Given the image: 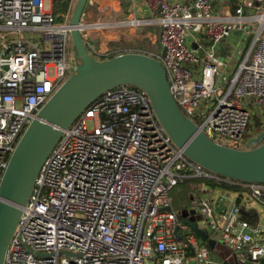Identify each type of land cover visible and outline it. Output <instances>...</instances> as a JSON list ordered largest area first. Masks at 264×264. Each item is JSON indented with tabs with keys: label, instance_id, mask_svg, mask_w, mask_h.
Listing matches in <instances>:
<instances>
[{
	"label": "built area",
	"instance_id": "built-area-1",
	"mask_svg": "<svg viewBox=\"0 0 264 264\" xmlns=\"http://www.w3.org/2000/svg\"><path fill=\"white\" fill-rule=\"evenodd\" d=\"M142 1L158 16L160 50L133 52L161 61L183 114L211 139L244 149L253 113L261 130L252 137L264 129V0H235V9L219 0ZM75 5L70 0L59 21L57 0H0V180L27 127L76 71ZM95 28L81 19L88 51L109 57L94 45ZM237 31V47L223 55V39ZM189 177L238 188L237 201L224 192L209 197L205 184V197L190 206L201 208L208 231L240 262L264 259V225L242 211L254 202L264 208V183L204 168L173 142L145 91L110 89L64 130L43 163L4 264H217L174 208L171 192Z\"/></svg>",
	"mask_w": 264,
	"mask_h": 264
},
{
	"label": "water",
	"instance_id": "water-1",
	"mask_svg": "<svg viewBox=\"0 0 264 264\" xmlns=\"http://www.w3.org/2000/svg\"><path fill=\"white\" fill-rule=\"evenodd\" d=\"M88 0H77L71 30L78 60L76 71L42 106L27 127L0 180V264L21 219L39 171L65 129L106 91L131 85L149 96L157 118L173 142L193 161L224 177L244 182L264 183V129L251 137L247 148L237 149L211 139L201 126L187 118L175 100L165 67L157 58L139 52H126L98 60L88 51L81 36L80 24ZM197 47V43H193ZM195 234L214 248L216 240L189 217H182ZM177 238L178 228L175 230ZM195 250L192 248V253ZM225 264H264L248 259L240 262L234 254Z\"/></svg>",
	"mask_w": 264,
	"mask_h": 264
},
{
	"label": "crops",
	"instance_id": "crops-1",
	"mask_svg": "<svg viewBox=\"0 0 264 264\" xmlns=\"http://www.w3.org/2000/svg\"><path fill=\"white\" fill-rule=\"evenodd\" d=\"M174 2H187L189 0H171ZM218 6L223 8L229 6L231 8H236L235 0H219ZM134 19H143L145 23L140 26H129L122 25L124 22H129ZM82 21L84 24H93L96 28L93 30V35L95 36V41L100 47H104L107 49L111 42H118L122 39L133 41L135 38L141 39L142 37H149L150 40L154 43L151 45L152 51L160 50V43L158 39L159 33V22L158 16L152 12L150 7L146 2L142 0H88L84 14L82 17ZM104 24L103 27L97 28L99 24ZM102 41V42H99ZM158 45L157 48L154 46ZM97 48V47H96ZM222 46V54H228V50ZM138 49H122L117 53H126L133 52ZM144 50V49H141ZM149 51V50H147ZM151 51V52H152ZM101 53H109V56L112 54L111 52H101ZM99 60L108 59L110 57H96ZM219 185V184H218ZM220 186V185H219ZM224 193H226L230 199L237 200L236 198V190L230 189L228 186H220ZM236 191V192H234ZM227 205H230L232 201L227 200ZM260 206V207H259ZM264 210L263 206L260 203H253L252 206L242 207V211L244 216L251 220V222L261 221L262 211ZM247 213V215H246ZM235 254V253H234ZM234 254L232 258L227 260L228 262H232L234 259ZM226 262V261H225ZM225 262L223 264H225ZM191 264H196L191 262Z\"/></svg>",
	"mask_w": 264,
	"mask_h": 264
},
{
	"label": "rangeland",
	"instance_id": "rangeland-1",
	"mask_svg": "<svg viewBox=\"0 0 264 264\" xmlns=\"http://www.w3.org/2000/svg\"><path fill=\"white\" fill-rule=\"evenodd\" d=\"M76 2H77V0H75V4H76ZM46 5H47V8H49V2H46ZM240 38H241L240 33L238 31L234 32L229 38L223 39L222 46L226 49L230 48L228 51H231L232 48L237 47V43L240 41ZM99 42H102V41H99ZM121 44L123 46L122 49H144V50L152 51L151 45L154 43L150 40L149 37H142L141 39L135 38V39H133V41H131V40L128 41V40L122 39ZM247 44L248 43L246 42L245 46ZM94 45H95V47H97V49L100 52H111L112 53L113 51H111V50L120 49L118 45H116V46L114 45L113 48H110V50L105 49L104 47H100L96 42L94 43ZM157 46L158 45H155L154 47L157 48ZM235 55H236V61H235V63H236L239 60H241V55H239V53H237V54L235 53ZM221 70H224V68H221ZM211 101L214 102L215 99H212ZM249 106L253 107L252 102H249ZM258 118H259L258 114L253 113L250 125L244 134V138L246 140H245V143L242 145V148H247V144H248V140H249L248 138H251L254 133H258V131L261 130V128H260L261 122H260V119L258 122ZM195 121L198 122V120H195ZM205 184H208L212 187L207 192L209 197L216 198V197H218V195L220 193L223 192L222 188L210 179L193 178V180L186 179L183 183L177 185L172 190L171 196L175 200V201L173 200V204H174V208L177 211L178 217H180V218L189 217L190 219L199 222L200 226L203 227L204 229H206V231H208L209 230L208 224L210 222L209 217L201 211L200 207H198V206L191 207L190 203L188 202V198H190V195L192 196V198L196 195L199 197H202V198L205 197V193L203 191V186ZM190 202H191V200H190ZM183 204L186 206L183 207ZM261 222L264 225V210L262 211ZM208 232L210 234V237L216 240V245L214 248H211L208 246L209 251L211 252L212 260L214 262H216L217 264H223L225 261L232 258L234 251H232L227 245H225L218 238H214L213 234L210 231H208ZM186 233H188V235H190L191 233L195 234V232H193L191 228H188L186 230ZM203 244H205V243H203Z\"/></svg>",
	"mask_w": 264,
	"mask_h": 264
},
{
	"label": "trees",
	"instance_id": "trees-1",
	"mask_svg": "<svg viewBox=\"0 0 264 264\" xmlns=\"http://www.w3.org/2000/svg\"><path fill=\"white\" fill-rule=\"evenodd\" d=\"M57 2H58V7L56 8V12L57 13H60L59 14V16H58V20L59 21H62V20H64V14L67 12V10H68V7H69V5H70V0H57ZM110 46H108L107 47V49L108 50H110V48H113V46L115 45H118L119 46V48L120 49H118V50H111V51H113L112 52V54L109 56L110 58L111 57H114V56H116V55H118V51H120V50H122V48H123V46H122V44H121V41H118V42H111L110 44H109ZM105 59V58H104ZM136 88V87H135ZM258 122H259V118H258ZM193 178L194 177H189L188 178V180H193ZM176 187V186H175ZM174 187V188H175ZM173 188V189H174ZM191 198H192V196L190 195V198H188V202L190 203V200H191ZM174 200V199H173ZM175 201V200H174ZM186 205H184L183 204V207H185ZM246 215H247V213H246ZM248 218V217H247ZM249 219V218H248ZM249 220H251V219H249Z\"/></svg>",
	"mask_w": 264,
	"mask_h": 264
}]
</instances>
